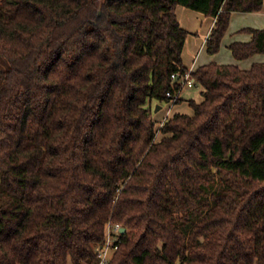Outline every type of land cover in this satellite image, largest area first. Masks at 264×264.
<instances>
[{
  "label": "trees",
  "instance_id": "obj_1",
  "mask_svg": "<svg viewBox=\"0 0 264 264\" xmlns=\"http://www.w3.org/2000/svg\"><path fill=\"white\" fill-rule=\"evenodd\" d=\"M263 4L0 0V264H98L109 223L107 264H264V63L200 66L191 115L153 112L188 71L177 7L214 55ZM242 32L233 57L264 55Z\"/></svg>",
  "mask_w": 264,
  "mask_h": 264
},
{
  "label": "crops",
  "instance_id": "obj_2",
  "mask_svg": "<svg viewBox=\"0 0 264 264\" xmlns=\"http://www.w3.org/2000/svg\"><path fill=\"white\" fill-rule=\"evenodd\" d=\"M176 15L180 25L188 32L185 47L183 50V65L191 72L198 67L209 63L232 64L241 69H249L254 63H264V55H255L247 60L237 61L229 45L233 42H249L251 35L242 32L244 29H264V4L260 11L254 13L233 12L230 16L229 26L222 39L221 47L218 53L209 55L205 49V42L214 26L215 19L206 17L201 13L186 9L184 7L176 8ZM193 88H199L200 93L196 102L202 101V88L195 84L192 88H183L179 93L180 103L175 104L170 110L166 104L155 115L154 119L161 122L170 118L174 113H183L191 115V109L188 102L190 99L189 91Z\"/></svg>",
  "mask_w": 264,
  "mask_h": 264
},
{
  "label": "built area",
  "instance_id": "obj_3",
  "mask_svg": "<svg viewBox=\"0 0 264 264\" xmlns=\"http://www.w3.org/2000/svg\"><path fill=\"white\" fill-rule=\"evenodd\" d=\"M191 71H187L183 75H172V78L178 77L180 79V83L183 88H192L195 86V80L191 75ZM181 92V91H180ZM176 93L175 95H172L171 93H167V98L169 99L168 105V110H170L176 103L177 98H179V93ZM165 120V119H164ZM163 121L160 122V126H162ZM121 230V227L119 225H112L108 224L107 225V231H106V240L105 243L101 246H98L96 248V253L99 258V263L98 264H107L113 251L117 248L116 247V242H117V232L120 233L119 231Z\"/></svg>",
  "mask_w": 264,
  "mask_h": 264
},
{
  "label": "rangeland",
  "instance_id": "obj_4",
  "mask_svg": "<svg viewBox=\"0 0 264 264\" xmlns=\"http://www.w3.org/2000/svg\"><path fill=\"white\" fill-rule=\"evenodd\" d=\"M189 91V95H190V97L188 98V99H190V100H196V99H198V97H199V93H200V90H199V88H193L192 90H187V92ZM156 107V106H155ZM154 117H155V115L157 114V113H155V109H154ZM160 133H159V131L157 132V136H156V138L157 139H159L160 138Z\"/></svg>",
  "mask_w": 264,
  "mask_h": 264
},
{
  "label": "water",
  "instance_id": "obj_5",
  "mask_svg": "<svg viewBox=\"0 0 264 264\" xmlns=\"http://www.w3.org/2000/svg\"><path fill=\"white\" fill-rule=\"evenodd\" d=\"M161 106L156 105L155 107V113H157L160 110ZM120 233H124L125 232V228H121V230L119 231Z\"/></svg>",
  "mask_w": 264,
  "mask_h": 264
}]
</instances>
